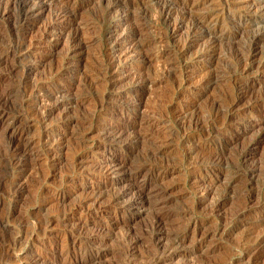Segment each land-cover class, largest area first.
<instances>
[{
  "label": "rangeland",
  "instance_id": "obj_1",
  "mask_svg": "<svg viewBox=\"0 0 264 264\" xmlns=\"http://www.w3.org/2000/svg\"><path fill=\"white\" fill-rule=\"evenodd\" d=\"M80 1L82 2V4L79 7H77L79 8V11L76 19L73 21L72 20L61 21L57 28L58 31L56 30L54 33H52L53 35L52 34H49L48 36L46 35L47 33L45 28H47L48 25L50 24L49 15H47L49 11H46L43 15H41L36 23L32 25L30 24L27 25V27L29 28V29L27 28V39H29L32 42V45L29 49L30 54H28V57L25 58L24 60L18 61V66L20 68L18 67L16 69L17 71L15 73V79L13 80L14 82H12L15 85V87H18L20 90L17 94L22 93V89L20 88L19 78L20 79L24 78L23 76L24 70H26L27 66L29 65H33V66L35 65V69H34L35 73L33 72L34 75L32 74L33 78H31L30 81L31 84L38 83L43 85H49L50 82L52 81L51 77L53 76V74H55L58 67L59 66L62 67L63 65L69 63L72 64L69 65L71 66V69H73L71 71L72 72L71 74H73L74 77L70 78L69 76L71 74L67 76L65 75L63 80H61L62 83L55 82V84L52 85V87L58 86L57 88H59V90L61 89L62 97H60L59 100V102L61 103L60 106L56 107V110H54L52 114L48 116V118L42 119L41 114L39 115L43 103L37 102L38 103L37 109H35L33 116L29 117L28 119V122L31 126L30 128L31 133L30 132L28 133L29 134L28 138L29 139L31 138L30 142L32 144L31 147L33 148V150H35L36 153L38 151L39 152L37 153L36 158H34L33 165L31 166L29 171H27V173L25 174L27 176H24L23 182L26 184L25 186L27 188L24 190L25 192L23 191L21 196L17 198L11 196V194H9L8 192H9V187L12 181L14 180V177L17 176L16 174H18L19 172L18 169L12 167L11 165H7L8 163L5 157L6 150L4 143L5 142V137H4L5 133L3 128L4 126L0 125V145H1L0 148L2 149V150L0 149L2 151L0 153H4V154H0V164H1L0 192L1 190L3 192V194L2 192L0 193L1 195L0 196L1 199L0 201V264H29V261H31V258H29L31 256L29 255L34 250L36 251L39 250L40 247L42 248L43 247L42 245L44 244V240L45 241L52 240L53 243L60 246L61 244L63 246L64 243L65 245H68L70 242H67L66 238H64L65 232L73 227L74 228L77 227L79 229L82 228L81 230L82 231L84 230L83 231L84 233L98 232L97 227L99 221L104 218L109 219L114 215L112 208H108V209L103 208V206L108 205L106 204L108 203L106 201H109V197L113 193L114 187L119 188L120 186L122 187V185L126 184L127 186V184L130 185L131 183L129 178L123 176L122 177L123 179L121 178L120 181L118 182L117 184L118 186L115 185L113 187L108 184H105V182L108 181V179L104 180V178L101 177L100 174L98 173L99 170L98 165L105 163L106 154H108V151H103V149H100L99 151L97 149L99 137H98V132H96L97 131L96 127L98 125V122L95 121V119H93L92 116L97 113L99 108L97 104V100L104 92L111 91L117 95L119 94L118 92L120 93L131 92L133 89V82L137 79L138 75L131 74L130 76L127 77L125 74L124 76L125 78L122 77L123 79L122 78L120 79L121 76H119V78L112 77L113 80H115L116 85L112 86L111 88L109 85L106 86V84H103L104 80L101 79L103 77L100 74L96 73L97 71L95 70H97L98 66L100 65V62H102L104 57H106V53H107L106 36L108 30L110 29L111 24L115 21L116 17L107 15V13L105 12L106 0H86V1L80 0ZM80 1L72 0L71 3L73 4L75 3V5H77L78 2ZM137 1H143V0H137ZM148 1L149 0H144V2L141 3V5L139 2V5L134 9L135 11L133 10L135 13L132 12L131 14V15L138 14L139 16L144 14L143 15V17L145 18L144 21L149 23L148 26L150 28H153L150 29V31H148L143 37L151 41V47L152 48L156 47L155 49H158L161 46L163 47V45L166 48L167 46L169 47L170 45L173 46L174 43L165 42L164 44H162L159 42L160 40L159 37L165 36L166 33H170V34L172 33L173 26L165 23L163 19L159 16L160 4L154 1H149V2ZM250 1L251 0H242L241 2H239L240 3L239 9H236L235 11L236 14L238 15L240 14V12H243L242 17H246L245 18L246 21H248L249 19L247 18L248 13H246V11L249 9H253L249 5ZM218 2H220V0L218 1L217 0H178L177 4L179 7L186 8L189 11L199 12V11H206L209 8H212L213 6H216ZM181 3H183V6L181 5ZM151 15L152 17H150ZM13 20L14 19H12V22ZM76 20L78 23L76 22ZM13 23H11V25L9 24L10 27H8V25L6 26V24L4 23H0V27L3 28L2 34H4L5 39L8 36L7 34H9L8 37H10L11 41L14 40L16 41L17 39L21 38L20 37L21 28L18 26H14ZM2 24L5 25V28L4 25ZM77 25L78 27L79 26L80 27L74 28V26L76 27ZM72 28L74 30H72ZM253 28H255V24L249 25V22L247 27L241 29H239V27L237 26L236 27L233 26L225 30L219 28L215 35L217 39L221 41L217 48L218 49V54L216 55L217 57H214L215 59H213L212 61L210 59H203L201 57H198V54L201 52L203 48L206 47L207 43H204V40H197L194 42L195 44L191 47L188 56L186 55L184 59L180 62L181 65L184 66V72L188 76L187 82L184 85L180 86V88L178 86V89H181V91L193 90V92H191L192 95L190 94L188 96V99L185 100L179 99L178 101L179 103L181 102L180 104H183L184 106L190 108H193V106L197 107V110L200 111L202 116L204 117L208 115L209 109L213 105L212 102L222 97L223 96L222 94L225 95V94H232L233 92L236 93L235 85L240 86V84H238L240 83V81H236L234 76V75H238L237 74L238 71L235 72L238 64L237 58L243 56L248 42L247 41L248 37L246 34H248L249 36ZM81 31L83 32L84 35L82 34ZM13 32L14 34H16V36L13 34ZM74 33H79L80 35H82L81 36L82 42L80 45L75 46L73 44L72 38L74 36ZM185 33L186 30L183 31L181 30L179 32L180 35L178 34L179 36L178 35L175 36V39L177 40V44L179 45L181 44L182 38L185 36ZM41 35H43L42 38ZM45 36L47 39L45 38ZM8 39L9 38H7V40ZM72 44L74 45V48ZM260 48L258 49V54L256 56L257 58L256 64L258 60L260 61L262 56L264 55V45L260 46ZM238 54L240 56H238ZM95 60L99 63H97ZM228 62L230 63L231 66L232 65L233 66L230 67ZM240 64L243 66L244 62ZM160 65L161 62L158 61L157 59L151 60V62H149V64L146 65L144 69L145 74L147 73L148 75L151 74L153 77L158 78L159 82L158 84L153 86L154 88L152 87L151 89L143 93L140 99L141 104H139V107L136 111L129 110L124 114H119V111L121 109V103L119 102L112 103L115 104L114 105L115 109H113L115 110L113 112V117L115 116L114 118H117L116 120L120 119L118 121L119 123L121 122L125 124L129 122L128 124L130 125L132 130L139 131L140 133H144V135L147 136V138L144 140L145 142L141 141L140 143H137V145L134 146L128 158V167L130 163L133 162L142 163L148 161L150 162L155 161L163 164L168 163V165H171L170 166L171 168L172 166H174V169L172 168L173 171L169 172V174L165 177L164 180L165 184L168 185L170 183L168 185L170 187V191L168 194L169 199L166 201V207L169 209L171 208V210H175V211L183 208L189 211V213L185 215L186 217L185 216L181 217L183 220L180 219L178 223L182 224L186 220H187L186 222H188V220H190L192 217H196L198 219H202L203 221H205L206 228L209 229L215 227L219 221L224 220L226 226V228L224 227V229L228 233H225L223 236L217 239H211L206 244V247L204 248L205 251L202 252L203 254L201 252H198L196 254L197 256L194 254L189 256V258H185L186 261L188 259L187 262L188 264H190L189 262L191 261L193 256L194 257L192 260H195L197 262L191 261V264L192 263L200 264V262L201 264H214V263L221 264L222 261L223 263L231 262L232 264H264V248L262 253L255 258L250 256V254L244 255L245 252L244 248L246 247V244H248L252 238L256 237L257 232L258 234L260 232L264 233L262 232L264 231V225L262 228L261 224H257L259 220L261 219L264 220L263 217L264 213H256L257 215L252 213V216L250 215L248 218L246 217L245 220L246 222L242 227L238 226L233 231H231L234 227V220H232L231 218L232 216H230V214L231 215L234 214L233 212H235L236 209L240 207L239 203L237 202L235 203L234 201L236 200H232L230 201L231 203L228 202L229 204L227 203L228 205L226 204L221 210L217 212L214 210H213L214 212L211 211L212 202H214L213 200L217 199L218 197H224L225 196L224 194H227V181L229 178H231L232 169H233L232 167L234 166L235 167L237 166V169L239 168V170L241 169L240 172L243 175L245 174L244 175L245 177L247 175L246 178L244 177L245 180L243 178L239 182V184L242 185L244 184V181H246L247 184L250 185L252 190H254L253 192H255L254 200L256 201L253 200L252 207L257 206L258 202L262 199L264 195V193L262 192L264 191V174H263L264 173V167H263L264 166V117H263L264 115H261V110L259 109V105L257 106L256 103L260 99V94L264 89L263 88L264 78L258 77L257 79V75L254 70L256 66L255 67L253 66L252 69L246 72L247 76L245 75L243 76L244 78L247 79V81H254L252 87V94H250L248 97L242 100L238 104L239 106H236V108L237 107L238 108L237 109L235 108L234 112L232 113L231 124L233 123L234 125L232 124L231 127L232 128L234 127L235 129L234 128L231 129L233 132L231 131L230 134H232L231 136L233 137L232 138L233 141L231 140V142L226 147L225 146L223 147V142L225 140V136L226 135L228 136L229 134L224 135L223 133L224 124L221 121L215 124L214 127L210 128L209 130L210 135L207 136V138L206 136L203 138V136L196 134L193 137H191V139H189L190 141L188 140L184 143L179 138L184 131H188L189 129H191V126L182 127L179 124L180 121L178 120L179 118L171 117V114L166 111L167 107L165 106L167 104H168L167 106L170 105V103L168 102V96L174 90V82L172 83L173 80L171 79V77L167 76L162 71H161L162 74H160L161 73ZM216 69L218 70L216 71ZM224 69H225L224 71L225 73H223L222 71ZM53 70H55V72H53ZM92 71L94 74L92 73ZM212 72L213 74H217L218 78L207 86L204 85L203 87L202 85H200L202 80ZM205 73L208 74L204 75ZM32 79L34 80V82ZM49 79H51V81ZM199 79H201V81ZM90 83L92 84L93 87L91 86ZM98 83L100 84V86ZM101 84L104 85L102 89H101ZM119 84L121 85V87H118L120 86ZM63 90L66 92H64ZM254 95H258V96H254ZM94 96H96L97 100L94 98ZM82 97L84 98V100ZM17 98L18 97H15L14 100L12 99L13 104L17 102ZM93 98L95 99L96 102L94 101ZM122 98L124 100L128 98V100L130 101H136L138 99L134 96H129L126 98L122 97ZM164 99L165 101L163 103L162 100ZM80 100L82 102H80ZM166 101L167 103H165ZM156 103L159 107L156 105ZM162 104L164 107H161ZM13 107L14 108L12 109V113L15 114L18 112V108L16 107V105H13ZM154 108H156L157 110ZM247 109L249 110L247 111ZM151 111L153 112V114L151 113ZM156 112L157 114H155ZM161 113L164 114L163 117ZM165 114H168V117ZM85 118L87 119V121ZM82 119H84L85 121ZM40 123L42 126L40 125ZM85 123L87 124L85 125ZM220 132H222L221 136L223 139L221 138V136L218 135ZM80 134L81 135L85 134V135L83 137ZM213 135L216 137V139ZM157 137L158 140L167 139L170 142L168 146V149L170 151L167 149V152L157 157V159L151 158V160H149L148 149L150 146L148 145H150L151 143L150 140H153L155 138L157 139ZM198 142L202 144V151L203 149L204 151H208L209 149V151L217 150L221 152L222 154L221 158L219 159L210 158V160L214 159L216 164L222 162L221 164H224L226 168H228L226 172L219 173L220 169H218V166H214V168H211V166L209 167L210 163L208 162L204 163L205 162L204 159H206L207 161V157L205 155L204 156L206 158H204L203 156L202 159L203 164H201L200 166H194L193 161L181 162V160H179L180 155L183 152H190L193 158L195 156H198L197 153H194V151L197 149ZM85 145H87V147ZM48 150H51L49 154L47 153ZM79 160L82 162H80ZM224 161H226V164ZM95 164L97 166H95ZM260 164L262 167H260ZM215 168L218 169V171H216ZM252 170L255 171H253L254 172L252 176L253 179L252 178L250 179L249 172H251ZM259 172L260 174H258ZM258 175L259 177H257ZM203 177H205L204 180L205 184L203 183V185L198 186L199 185L198 182L200 178ZM223 180L226 182H224ZM248 180L250 182H248ZM224 183L226 184V186L224 185ZM254 187L256 188V190ZM92 191L95 192L94 195L99 196V201L92 202L93 205L90 202L87 205L88 207L79 208L78 203L80 201L78 199L82 201L84 198L91 197L93 194ZM200 200H202L203 202ZM133 213H134L133 217L131 214H128L129 217L131 216L130 223L132 224H130V227L134 233L142 234L143 231H145L149 226L150 223L149 221L151 218L150 211L147 209L146 210L136 209ZM188 215L192 217H189ZM44 219L45 220L50 219L51 223L49 224V227L47 229L45 228V230L43 231V229H38V223L40 224V221ZM225 219L228 222H225ZM52 221L55 224H53ZM75 223H77L78 225ZM252 226H255L256 228ZM126 231H127L126 227L119 226L116 229H113L111 232L107 233L105 236L107 240L103 248V251H106L107 254H105L103 257L98 259L97 262H89L87 264H124L127 260H126V255L122 251L121 244L123 243L122 233L124 234ZM248 233L251 235H249ZM36 234L39 235L37 236ZM243 237H244L243 239L244 241L242 240ZM1 239L3 241H1ZM190 239L191 237L189 236L186 241L187 244H191ZM146 240L150 242L148 236L144 235L141 241L142 243L140 242L138 244L137 247L138 253H141L143 250H144L143 252H147L148 248H150L149 251L153 253L154 250L150 246V243L148 244V241ZM239 242L240 245L238 244ZM10 244H14V245L11 246ZM148 245L150 247H148ZM8 246H11L12 249L9 255L10 258L7 257L6 259L5 257L6 251L3 250H6ZM16 256H19L20 259L19 260L15 259ZM175 262L176 261H174L172 264H177V262L176 263ZM184 263L187 264L185 261Z\"/></svg>",
  "mask_w": 264,
  "mask_h": 264
},
{
  "label": "bare ground",
  "instance_id": "obj_2",
  "mask_svg": "<svg viewBox=\"0 0 264 264\" xmlns=\"http://www.w3.org/2000/svg\"><path fill=\"white\" fill-rule=\"evenodd\" d=\"M149 1H154L158 4H160L159 5L160 6V12H159L160 15L159 16L163 19V21L165 23L173 26L172 33L171 34L166 33V35L164 34L165 36L159 37L160 38L159 42L162 44H164L165 42L174 43V45L173 46L170 45L169 47L167 46V48L164 47V45H163V47L161 46L158 49H155L156 47L155 48L153 47L154 48L153 49L151 47V41H149L148 39L143 37L148 31H150V29H153V28H150L148 26L149 23L144 21L145 20V18L143 17L144 14L140 15V16L138 14L137 15L136 14L131 15V14H132V12L135 13L134 9L139 5V2L141 5V3L144 2V0L143 1L106 0L105 12L107 13V15L115 16L116 19L111 24L110 29L107 32V36H106L107 37L106 57H104L102 62H100V65L98 66L97 70L93 69V70L97 71L96 73L100 74L103 77V78H101L102 80H104L103 84H106V86L109 85L110 88L112 86L116 85L115 80H113L112 77H118L119 78V76H121L120 77V79H121L122 77L125 78L124 77L125 74L127 77L130 76L131 74L138 75L137 79L133 82V89L131 92H124V93L118 92L119 94L117 95L111 91H107V92H104L98 100L96 99V96H94V98L97 100V104H98L99 108H98L97 113L92 116V118L98 122L97 127L95 126L97 128L96 132H98V137H99L97 149L99 151H100V149H103V151H108V154H106L105 163L98 165V168H99L98 173L100 174L101 177L104 178V180L108 179V181H106L105 184H108V185L113 186V187L118 184V182L120 181V179L123 176L129 178L131 183H130V185L127 184V186H126V184L122 185V187L120 186L119 188L114 187L113 193L109 197V201H106V202H108V203H106L108 205L103 206L104 209L112 208L114 215L109 219L104 218V219H101L99 221V224L97 227L98 232H96V233H84L83 232L84 230L83 231L81 230L82 228L81 229H79L77 227L76 228H74V227L70 228V230L65 232V237H64V238H66L67 242H70V243L68 245H65V243H64L65 246L64 245L62 246V244H61V246L57 245V244L53 243L52 240L51 241H49V240L45 241L44 240V244L42 245L43 247L42 248L40 247L41 249L39 248V250H36V251L34 250L29 255V256H31V257H29V258H31V261H29V264H87L89 262H97L98 259H100L105 254H107L106 251H103L105 242L107 240L105 237L106 234L111 232L113 229H116L119 226L127 228V231L124 234L122 233V235H123L122 242L123 243L121 244L122 245V251L126 255V260H127L124 264H141V263L142 264H172L174 261H176L177 264L178 263L183 264L184 261L186 263L188 262V259L186 261L185 258H189V256L194 255V254L196 255L198 252H201V253L204 252L205 251L204 248L206 247V244L211 239H217V238L223 236L225 233H228L224 229V227L226 228L224 220L219 221V219H218L219 222L216 224V226L213 228H209V229L206 228V225H205L206 222L205 221H203L202 219H198L196 217L189 216V215L188 216L192 217V218L190 220H188V222H186L187 221L186 220L182 224L178 223L180 219L183 220L181 217L188 214L189 211L187 209H184V208L175 211V210H171V208L169 209L166 207V201L169 199L168 194L170 191V187L168 185L170 183L167 185V184H165L164 180H165V177L169 174V172L173 171L174 166H172V168H173L172 169L170 167L171 165H168L167 162H166L167 164H163L160 162L148 161V162H142V163H140V162L134 163L133 162V163H130V165L128 167V158H129V155L131 154V151L133 150L134 146L137 145V143H140L141 141L145 142L144 140L147 138V136H145L144 133H140L139 131L132 130L130 125L128 124L129 122L125 123V124H123L121 122L119 123L118 121L120 119L118 118L119 120H116L117 118H114L115 116L113 117V112L115 111L113 109H115L114 108L115 104H112V103H114V102L121 103V109L119 111V114H124L129 110H135L136 111L139 107V104H141L140 99H141L143 93L145 91L151 89L154 85L158 84V82H159L158 78L153 77L151 74H150L151 75L150 76V75H148V73L145 74V72H144L146 65L149 64V62H151V60L157 59L158 61L161 62L160 72L162 71L167 76H170L171 79L173 80L172 83L174 82V90L170 95L168 94L169 95L168 96V102L170 103V105L167 106L168 105L167 104L165 106V107H167L166 111L171 114V117L179 118L178 119V120H180L179 124L182 127L191 126V129H189L188 131H184L183 134H181L179 139H181L185 143L186 141L191 139V137H193L196 134L203 136V138L206 136V138H207V136L210 135V132H209L210 128L214 127L215 124H217L218 122L221 121L224 124V131H223L224 135L229 134L228 136L227 135L225 136V140L223 142V147L224 146L226 147L231 142V140L233 138L231 136L232 134H230V132L232 131L231 129L234 128V127L233 128L231 127V125L233 124V123L231 124L232 113L234 112L236 106H239L238 104L242 100H244L246 97H248L250 94H252V87H253L254 81H247V79L244 78L243 76L244 75L247 76L246 72H248L250 69H252L253 66L254 67L256 66L254 70L256 72L257 79H258V77L264 78V55L262 56L260 61L258 60V62L256 64V59H257L256 56L258 54V49L260 48V46L264 45V0H251L249 2L250 7L253 9H249L246 11V13H248V17H247V18H249L248 21H246V19H245L246 17H242L243 12H240L239 15L236 14V12H235L236 9H239V4H240L239 2H241L242 0H220V2H218L216 4V6H213L212 8H209V9L207 8L208 10H206V11H199V12L189 11L186 8L179 7L177 4L178 0H149ZM71 2H72V0H0V23H4V24H6V26L8 25V27H10L9 24L11 25V23L14 22L13 23L14 26H18L21 28L20 29L21 30V33H20L21 38L17 39L16 41L15 40L11 41L10 37H8L9 34H7L8 35L7 38H9V39L8 40H7V38L5 39L4 34H2L3 28L0 27V125L4 126L3 127L4 133H5V136H4L5 142L4 143H5V150H6L5 151V157H6V161L8 163L7 165H11L12 167L18 169V172H19L18 174H16L17 176L14 177V180L12 181V183L9 187V192H8L9 194H11V196H13L15 198L20 197L21 194L23 193V191L27 188L25 186L26 184L23 182L24 176H27L25 174L27 173V171H29V169L33 165L34 158H36V155L39 152L38 151L36 153L35 150H33V148L31 147L32 146V144L30 142L31 138L30 139L28 138V135H29L28 133L30 132L31 126L28 122V119H29V117L33 116L35 109H37V106H38L37 102L43 103V106H41L42 109L39 113V115L41 114L42 119L48 118V116L51 115L54 110H56V107L60 106L61 103L59 102V100H60V97H62L61 96L62 95L61 89L59 90V88H57L58 86L52 87V85L55 84V82H57V83L61 82V80H63L64 76L70 75L72 73L71 71L73 70V69H71V66L69 65L71 63L63 65L62 67L59 66L60 69H59V67H58V69L56 68L58 71L56 70V72H55V70H53V72H55V74H53V76L51 77L52 81H51V79H49L51 81L49 85H43V84H38V83L31 84L30 81H31V78H33L32 74L34 75V73H35L34 72L35 65L34 66L33 65L27 66V64H29V63H27L26 64L27 69L24 70V74H23L24 78L23 79L19 78V83H20V88L22 89V93L17 94L20 90L18 87H15V85L12 82H14L13 80L15 79V73L17 71L16 69L19 67L18 61L24 60L25 58L28 57V54H30L29 49L32 45V42L29 39H27V28H28L27 25L28 24L32 25V24L36 23L38 18L41 15H43L46 11H49L48 14L46 13L47 15H49V19H50L49 20L50 24L48 25L47 28H45L46 33H47L46 35L48 36L49 34L54 33L57 30L61 21H63V20H68V21L72 20L73 21L76 19L77 15H78V11H79V8H77V7H79L82 4V2L81 1L78 2L77 5H75V3L73 4ZM181 5L183 6V3H181ZM249 16H252V17H249ZM150 17H152V15ZM47 18H48V16H47ZM12 19H14L13 22H12ZM76 22H77V20H76ZM248 22H249V25L255 24V28H253V30L251 29L252 31L249 34V36H248V34H246L248 37V39H247L248 42H247V47L245 46L246 50H245L243 56H240L238 54V56H240V57L237 58L238 64H237V69L235 70V72L238 71L237 72L238 75H234V76H235L236 81H240V83H238V84H240V86L235 85L236 93L233 92L232 94H225V95L222 94L223 95L222 97L218 98L214 102L211 101L213 103V105L209 109L208 115L204 116V117L202 116L201 112L197 110V107L193 106V108H190V107L184 106L183 104H180L181 102L179 103V101H178L179 99H182V100L188 99V96L191 94V92H193V90L181 91V89H178V86L180 88V86L184 85L187 82L188 76L184 72V66L181 65L180 62L184 59V57L186 55L188 56V54L191 50V47L195 44L194 42L197 40H204V43H207L205 48H203L202 50L200 49L201 52L198 54V57H201L203 59H210L212 61L213 59H215L214 57H217L216 56L218 54L217 48H218V45L220 44V41H221V40L217 39V37L215 35L217 30L219 28H222V30H225V29H229L230 27H233V26L234 27L237 26V27H239V29L245 28L248 26ZM4 24H2V25H4ZM81 26H83V25H81ZM77 27H78V25L76 27L74 26V28H77ZM4 28H5V25H4ZM72 30H74V29L72 28ZM181 30L182 31L186 30V33H185V36L182 38L181 44L179 45V44H177V40L175 39V36H177ZM14 32H13V34H14ZM81 32H79V33H81ZM7 33H9V32H7ZM79 33H74V36L72 34L73 38L70 36L72 38L73 44L75 46L80 45L82 42V39H81L82 35H80ZM82 34H83V32H82ZM14 35L16 36V34H14ZM42 36L43 35H41V38H42ZM45 38H46V36H45ZM84 39H85V36H84ZM28 40H29V42H28ZM70 44H71V42H70ZM73 44H72V46L74 48ZM199 44H201V43H199ZM81 47H82V45H81ZM260 49H262V48H260ZM32 52H33V50H32ZM241 53H242V51H241ZM73 54H75V53H73ZM259 59H260V57H259ZM31 61H32V59H31ZM206 61H208V60H206ZM66 62H68V61H66ZM242 62H244L243 66L240 64ZM97 63H99V62H97ZM229 65H230V63H229ZM232 66L230 65V67H232ZM92 68H95V67H92ZM217 70L218 69H216V71ZM222 71H223V73H225L224 72L225 69ZM162 72L160 74H162ZM226 72H228V71H226ZM235 72H234V74H235ZM92 73H93V71H92ZM207 74L205 73L204 75H207ZM71 75L69 76L70 78L74 77L73 74H71ZM222 75H224V74H222ZM94 76H96V75H94ZM234 76H232V77H234ZM96 78H98V77H96ZM217 78H218V75L213 74V72H212L209 75H207L202 80L201 83L200 82L199 83H200V85H202L204 87V85H206V86L209 85L210 83L214 82L215 79H217ZM91 79H90V82H91ZM93 79H95V78H93ZM201 79H199V80L201 81ZM33 82H34V80H33ZM68 83H70V82H68ZM93 83H94V81H93ZM100 83H102V82H100ZM213 84H215V83H213ZM84 85H85V83H84ZM91 86H92V84H91ZM99 86H100V84H99ZM103 86L104 85L101 84V89ZM118 87H121V85ZM88 89H89V87H88ZM226 90H228V89H226ZM64 92H66V91H64ZM225 93H228V92H225ZM258 95H259V93H258ZM258 95H254V96H258ZM68 96H69V94H68ZM129 96H134L138 99L136 101H130V100H128V98L125 100L122 98V97L126 98ZM15 97H18L17 102L15 104H13L12 102L15 99ZM218 97H219V95H218ZM95 99H94V101H95ZM83 100H84V98H83ZM162 101L164 103L165 99ZM80 102H82V101L80 100ZM165 103H167V101ZM256 103H257V106L259 105V109L261 110V115H264V89L260 94V99ZM160 104H161V102H160ZM13 105H16V107L18 108V112L15 114L12 113V109L14 108ZM156 105H157V103H156ZM161 107H164L163 104ZM156 108H154V109H156ZM249 109H247V111ZM63 111H64V109H63ZM167 112H165V113H167ZM151 113L153 114L152 111H151ZM163 113H164V111H163ZM163 113H161L162 117L164 115ZM155 114H157V112ZM165 115L168 117V114H165ZM82 120H84V119H82ZM86 121H87V119H86ZM31 123H33V122H31ZM86 124L87 123H85V125ZM40 125H41V123H40ZM49 128H50V125H49ZM222 129H223V127H222ZM43 130H45V129H43ZM84 135H81V136L84 137ZM170 135H171V133H170ZM218 135L221 136L222 132H220ZM4 137H3V139H4ZM210 137H212V136H210ZM214 137H213V139H214ZM221 138H222V136H221ZM215 139H216V137H215ZM42 140H43V138H42ZM150 141H151V143H150V145H148V146H150L148 149L149 160H151V158L157 159V157H159V156H161L167 152L168 146L170 144V142L167 139L158 140V137H157V139L155 138V139L150 140ZM197 144H198V146H197V149L194 151V153H197L198 156H195L193 158V156L190 154V152H183L180 155L179 160H181V162L193 161L194 166H200L201 164H203L202 159H203V156L205 155L207 157V161H206V159H204L205 160L204 163H206V162L210 163L209 167L211 166V168H214V166H218V169H220L219 173H223V172L227 171L228 168H226V166L224 164H221L222 162H219L218 164H216L214 159L210 160V158L211 159L212 158H216V159L221 158L222 154L220 151H217V150H210L209 151V149H208V151H204V149L202 151V144H200L199 142ZM85 146L87 147V145H85ZM0 147H1V145H0ZM35 149H37V148H35ZM1 150H0V152H2ZM50 151L51 150H48L47 153L49 154ZM0 154H4V153H0ZM51 155H53V154H51ZM205 156H204V158H206ZM5 157H3V158H5ZM80 159H82V158H80ZM161 161H162V159H161ZM216 161H219V160H216ZM222 161H223V159H222ZM80 162H82V161H80ZM80 162H78V163H80ZM83 162H84V160H83ZM224 162L226 164V161H224ZM78 166H80V165H78ZM95 166H97V165L95 164ZM243 166H245V165H243ZM260 167H262L261 164H260ZM82 168H83V166H82ZM232 168L233 169H232L231 178H229L227 181V194H224L225 195L224 197H218L217 199L213 200L214 202H212V210L210 209L211 211L214 210L217 212V211L221 210L228 202H230L232 200H236L234 202L239 203L240 207L238 209H236V207H235L236 211L233 212L234 214H232V215L230 214V216H232L231 217L232 220H234V227L231 231H233L238 226L242 227L246 222L245 221L246 217L248 218L250 215L252 216V213H254V214L264 213V195H263L262 199L258 202V205L255 206L254 205L255 203H254L253 205L255 207H252V202L255 199V192H253L254 190H252V188L250 187L249 184H247L246 181H244V184L240 185L239 182L245 177L244 176L245 174L243 175L240 172L241 169L240 170H239V168L237 169V166L236 167L234 166ZM218 169H216V171H218ZM255 170H257V169H255ZM255 170H252L251 172H249L250 179L252 178L253 173H254L253 171H255ZM72 172H73V170H72ZM258 174H260V172ZM225 175H226V173H225ZM246 177H247V175H246ZM257 177H259V175ZM245 178H244V180H245ZM222 179H224V178H222ZM204 180H205V177L200 178V180L198 182L199 185L198 184L197 185L198 186L203 185ZM249 180H248V182H250ZM8 182H9V180H8ZM224 182H226V181H224ZM224 185L226 186L225 183H224ZM255 190H256V188H255ZM1 192H2V190H1ZM262 192L264 193V191H262ZM92 193H90V194H92V196L89 198H84L82 201L80 199H78L80 201L78 203L79 208L88 207L87 206L88 203L91 202V204L93 205L92 202H98L99 201V196L94 195L95 192H93V191H92ZM96 193H97V191H96ZM2 194H3V192H2ZM256 197H258V196H256ZM257 200H258V198H257ZM0 201H1V199H0ZM44 201H45V199H44ZM100 201H102V200H100ZM200 201H202V200H200ZM254 201H256V200H254ZM136 209H145V210L147 209L150 211V214H151V218L149 221L150 223L148 222L149 226L147 229L145 228L146 230L143 229L145 231H143L142 234L134 233L130 227V224H132V223H130L131 216L129 217L128 214H131L133 217V214H134L133 212ZM41 221H40V224L38 223V229H43V231H44L45 228L47 229L49 227L51 220L50 219H46V220L44 219ZM225 222H228V221H226V219H225ZM52 223H53V221H52ZM53 224H55V223H53ZM75 224H77V223H75ZM257 224H261V226L263 228L264 220H262V219L259 220ZM252 227H255V226H252ZM262 232H264V231H262ZM38 233H39V231H38ZM144 235L148 236L150 242L148 240H146V241H148V244L150 243V246L154 250L153 253L149 251L150 250V248H148V247H150L149 245L147 247L148 248L147 252H143L144 251L143 250L142 251L143 253L142 252L138 253L137 247H138V244L142 241ZM249 235H251V234H249ZM189 236L191 237V239H190L191 244L186 243ZM244 236H246V235H244ZM243 239H244V237L242 238V240ZM252 239L250 240V242L248 244H246V247L244 248V251H245L244 255L250 254V256L255 258L259 254H261L263 251L264 233L260 232L258 234V232H257L256 237L252 238ZM1 241H3V240L1 239ZM11 242H13V241H11ZM88 244H90V245H88ZM238 244L240 245V242ZM10 245L13 246L14 244H10ZM11 246H8V248L6 250H3V251H6V254H5L6 256L3 254L6 257V259H7V257L10 258L9 255H10L11 249H12ZM239 247H241V246H239ZM122 257H123V255H122ZM193 257H192V259H193ZM3 259H4V257H3ZM15 259L19 260L20 257L16 256ZM192 259H191V261H195ZM182 261H183V263H182ZM191 261L189 262L190 264H191ZM195 262H197V261H195ZM200 264H201V262H200ZM214 264H216V263H214ZM221 264H232V263L231 262L223 263V261H222Z\"/></svg>",
  "mask_w": 264,
  "mask_h": 264
}]
</instances>
